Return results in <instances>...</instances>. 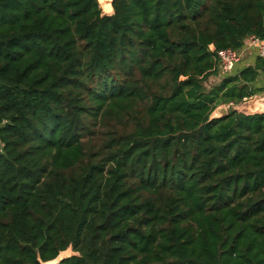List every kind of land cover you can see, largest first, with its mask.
Masks as SVG:
<instances>
[{"label":"trees","instance_id":"obj_1","mask_svg":"<svg viewBox=\"0 0 264 264\" xmlns=\"http://www.w3.org/2000/svg\"><path fill=\"white\" fill-rule=\"evenodd\" d=\"M112 6L0 0V264H264V0Z\"/></svg>","mask_w":264,"mask_h":264},{"label":"built area","instance_id":"obj_2","mask_svg":"<svg viewBox=\"0 0 264 264\" xmlns=\"http://www.w3.org/2000/svg\"><path fill=\"white\" fill-rule=\"evenodd\" d=\"M249 48L255 49L258 56L264 58V38L256 35L247 36L243 40V45L240 49L225 48L218 51V75L222 78L231 74L235 65L243 59ZM230 105H227V107ZM232 107L235 108L236 106L232 105Z\"/></svg>","mask_w":264,"mask_h":264},{"label":"water","instance_id":"obj_3","mask_svg":"<svg viewBox=\"0 0 264 264\" xmlns=\"http://www.w3.org/2000/svg\"><path fill=\"white\" fill-rule=\"evenodd\" d=\"M99 6L101 8V12L103 15H111L114 12L113 6H112V0H105V3L109 5L108 9H104L102 7L101 0H98ZM210 50H214V46L210 45ZM246 101V100H245ZM248 104H250L248 110L249 111H243V106L242 109L240 110L238 106L235 107L236 110L252 114V113H264V96L260 95H254L252 99H247L246 101ZM250 107L252 109H250ZM244 108L247 109V107L244 105ZM227 105L226 104H220L218 105L211 113L210 118H219L227 114ZM66 251V250H65ZM65 251L60 252L54 259L48 260L45 262H42L41 264H58L62 259L69 257L71 255H63Z\"/></svg>","mask_w":264,"mask_h":264},{"label":"crops","instance_id":"obj_4","mask_svg":"<svg viewBox=\"0 0 264 264\" xmlns=\"http://www.w3.org/2000/svg\"><path fill=\"white\" fill-rule=\"evenodd\" d=\"M258 56L257 52L255 49H252V48H249L247 51H246V54L245 56L243 57V59L237 63L235 65V67L233 68L232 72L233 73L235 70H240L248 65H252L256 59V57ZM213 77L217 78V82L220 81L221 77L218 75H212ZM211 76V77H212ZM254 87L256 88H264V76L263 75H260L255 81H254V84H253ZM256 95H260V96H264V91L256 94ZM253 96L250 99H252Z\"/></svg>","mask_w":264,"mask_h":264},{"label":"rangeland","instance_id":"obj_5","mask_svg":"<svg viewBox=\"0 0 264 264\" xmlns=\"http://www.w3.org/2000/svg\"><path fill=\"white\" fill-rule=\"evenodd\" d=\"M217 83V78H215V77H209L206 81H205V86L207 87V88H209V87H211V86H213L214 84H216ZM247 101V100H246ZM246 101H242L240 104H238V105H235V106H238V108L241 110L242 109V106H243V111H249L248 110V108H249V106H250V104H248ZM244 105L247 107V109H245L244 108ZM250 109H252L251 107H250ZM72 254H74V252L71 250V248H68L65 252H64V254L63 255H72Z\"/></svg>","mask_w":264,"mask_h":264},{"label":"bare ground","instance_id":"obj_6","mask_svg":"<svg viewBox=\"0 0 264 264\" xmlns=\"http://www.w3.org/2000/svg\"><path fill=\"white\" fill-rule=\"evenodd\" d=\"M102 7L106 10L109 8V5L105 3V0H101Z\"/></svg>","mask_w":264,"mask_h":264}]
</instances>
